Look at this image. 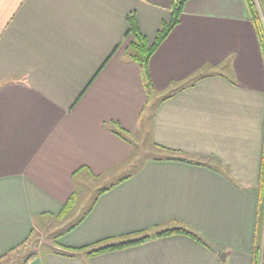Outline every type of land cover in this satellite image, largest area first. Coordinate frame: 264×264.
Wrapping results in <instances>:
<instances>
[{
    "label": "crops",
    "instance_id": "1",
    "mask_svg": "<svg viewBox=\"0 0 264 264\" xmlns=\"http://www.w3.org/2000/svg\"><path fill=\"white\" fill-rule=\"evenodd\" d=\"M171 2L0 0V256L100 184L54 249L23 264H252L264 235V49L244 0H187L149 60L148 97L125 53L127 15L151 42ZM141 129L157 148L143 157ZM180 225L207 244L176 233L86 254Z\"/></svg>",
    "mask_w": 264,
    "mask_h": 264
},
{
    "label": "trees",
    "instance_id": "2",
    "mask_svg": "<svg viewBox=\"0 0 264 264\" xmlns=\"http://www.w3.org/2000/svg\"><path fill=\"white\" fill-rule=\"evenodd\" d=\"M187 0H172L171 7H170V18L168 21H164L161 23L160 27L157 29L154 39L149 42V40L145 37V35L140 31L136 17L134 13H129L127 15V31L126 36H131L132 39L126 45L125 53L127 56L134 62L138 63L142 69V77L144 88L147 92V96L149 97L152 94V83L151 78L149 75V60L158 46L162 43V41L167 37L170 31L179 23L180 16L183 10V5ZM248 14L253 22L256 34L258 36V40L260 42L261 49H264V0H244ZM264 52V50H263ZM113 131L118 134L119 136H124L121 128H114ZM126 138V137H125ZM155 145H157L155 143ZM164 148L162 146H159ZM167 149H164L166 151ZM164 153V152H163ZM261 167L264 171V134H263V149H262V160H261ZM261 187L264 189V172H261ZM76 194L73 193L69 196L67 201L63 204L62 209L59 212V217L64 216L73 206ZM185 234L190 236L191 238L197 240L198 242L206 245L207 243L194 231L180 225V226H173L170 228L158 229L152 232H145L141 233L135 237H131L125 240H119L115 242H108L104 243L100 246H94L86 250V254L94 255L98 253H103L106 251L118 250L125 247H129L132 245L140 244L144 241H148L150 239L167 236L170 234ZM26 241V240H25ZM25 241L21 242L19 245H22ZM17 245L16 247H18ZM15 247V248H16ZM15 248L10 249L14 250ZM80 249V248H78ZM7 251V253L9 252ZM75 248H66L63 250L57 249L56 252L58 254L73 256L75 255ZM5 253V254H7ZM4 255V254H3ZM5 256V255H4ZM1 256L0 258H2ZM30 258V256L28 257ZM27 258V259H28ZM26 259V260H27ZM252 264H264V238L263 241L256 240L253 245L252 250Z\"/></svg>",
    "mask_w": 264,
    "mask_h": 264
},
{
    "label": "rangeland",
    "instance_id": "3",
    "mask_svg": "<svg viewBox=\"0 0 264 264\" xmlns=\"http://www.w3.org/2000/svg\"><path fill=\"white\" fill-rule=\"evenodd\" d=\"M136 139H141V144L138 149H140L142 153L143 151H145L146 153V150H149V151L157 150V148L151 144L152 141L150 140L149 131L146 132L143 129H141V131L139 130V132L136 133ZM188 151L189 152L183 149L179 150L178 154L180 153V156L178 158L182 160H192L194 157H197L195 156L196 154L190 152L189 149ZM143 155L144 153L142 154L141 157H143ZM211 158H212V161L217 159L214 155H211ZM207 160L210 161L211 159H207ZM261 170L262 172H264L262 167H261ZM102 186L103 185L99 184L98 186H96V188L88 187L86 188V193L79 195L78 198L76 197L75 202L73 204L74 210L71 213L70 217H67L68 215H70L68 214L67 216H64V217L61 216L62 218L59 217V219L57 220L51 219L48 222L46 220V222L42 221V223L35 225L33 232L31 233L29 238L26 239L24 243H22V245H19L21 243L20 242L18 244L19 246L18 247L15 246L16 248L14 250H11L7 254H4L5 256L1 255L3 257L0 258V264H23V263H26L27 261H31L35 259L37 255L40 256L41 253L46 252L49 249H52V248L54 249L55 247L54 235L58 234L57 233L58 230L64 229V226L68 225L71 221H74L73 219H76V217H78V214L82 213L89 206L93 197L97 194V189ZM263 238H264V235H263ZM29 256L30 258H28Z\"/></svg>",
    "mask_w": 264,
    "mask_h": 264
},
{
    "label": "water",
    "instance_id": "4",
    "mask_svg": "<svg viewBox=\"0 0 264 264\" xmlns=\"http://www.w3.org/2000/svg\"><path fill=\"white\" fill-rule=\"evenodd\" d=\"M221 258H223V254L221 255Z\"/></svg>",
    "mask_w": 264,
    "mask_h": 264
}]
</instances>
